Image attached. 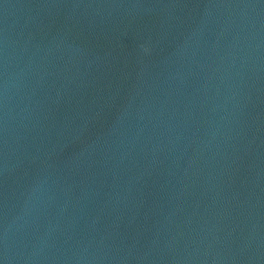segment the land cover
<instances>
[{
  "label": "water",
  "instance_id": "water-1",
  "mask_svg": "<svg viewBox=\"0 0 264 264\" xmlns=\"http://www.w3.org/2000/svg\"><path fill=\"white\" fill-rule=\"evenodd\" d=\"M0 264H264V0H0Z\"/></svg>",
  "mask_w": 264,
  "mask_h": 264
}]
</instances>
